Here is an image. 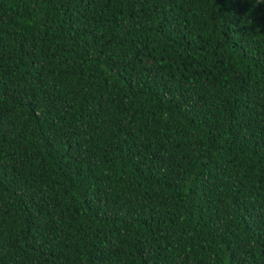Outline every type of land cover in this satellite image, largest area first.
<instances>
[{"label": "trees", "instance_id": "obj_1", "mask_svg": "<svg viewBox=\"0 0 264 264\" xmlns=\"http://www.w3.org/2000/svg\"><path fill=\"white\" fill-rule=\"evenodd\" d=\"M0 264H264V0H0Z\"/></svg>", "mask_w": 264, "mask_h": 264}]
</instances>
